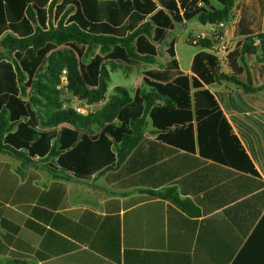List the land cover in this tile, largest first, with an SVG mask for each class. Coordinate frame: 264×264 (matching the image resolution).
<instances>
[{
	"label": "crops",
	"instance_id": "1",
	"mask_svg": "<svg viewBox=\"0 0 264 264\" xmlns=\"http://www.w3.org/2000/svg\"><path fill=\"white\" fill-rule=\"evenodd\" d=\"M247 1L235 2L218 73L253 91L202 84L212 96L207 110L159 132L147 120L124 161L87 180L33 168L56 158L0 156V264H232L237 256L264 264V47L255 43L264 12L256 34L237 35ZM191 64H178L189 78Z\"/></svg>",
	"mask_w": 264,
	"mask_h": 264
},
{
	"label": "trees",
	"instance_id": "2",
	"mask_svg": "<svg viewBox=\"0 0 264 264\" xmlns=\"http://www.w3.org/2000/svg\"><path fill=\"white\" fill-rule=\"evenodd\" d=\"M216 1L218 7L209 0H0V45L13 54V59L0 55V154L25 160L56 158V167H48L53 173L58 170L60 179L67 174L87 180L123 162L143 139L147 120L159 132L207 110L212 96L202 84L227 80L253 91L236 76L219 74L217 59L206 52L193 57L195 76L179 71L168 33L194 18L203 26L229 21L236 1ZM262 12L264 0L245 2L237 35L256 34ZM256 38L258 47H264V36ZM213 44L205 39L196 45L208 50ZM160 45L165 46L163 52ZM60 46L69 47L78 59L98 49L87 63H66L68 89L90 102L102 99L107 90L105 62L127 70L156 65L160 57L163 64L144 72L142 88L133 97L116 87L119 96L113 102L93 115H82L63 108L59 98L58 67L50 55ZM237 57V52L230 57L236 73ZM44 71L55 82L38 81ZM58 185L61 199L65 189ZM242 262L237 256L232 264Z\"/></svg>",
	"mask_w": 264,
	"mask_h": 264
},
{
	"label": "rangeland",
	"instance_id": "3",
	"mask_svg": "<svg viewBox=\"0 0 264 264\" xmlns=\"http://www.w3.org/2000/svg\"><path fill=\"white\" fill-rule=\"evenodd\" d=\"M212 7H218L219 4L216 0H209ZM238 1V0H235ZM232 14V10L230 15ZM208 27L201 25L196 18L185 22L183 24H176L174 28L168 33V41H174V49L177 56V61L181 69L187 70L190 67L191 61L194 55L201 50L199 45L193 44V41L199 42L200 35L202 33H207ZM165 46L160 45V52L164 51ZM98 52V49L94 50L89 56L83 57L81 59L77 58V55L67 46H60L50 55L51 62L58 67V84L56 85L57 90L60 91L59 98L62 102L63 108L70 109H82L84 110L83 115H93L101 110L106 104H110L114 99L119 96L116 91V87L124 88L127 93L133 97L137 90L142 88V77L144 72L148 69L156 68L163 62L162 57L159 58L156 65H142L141 67H135L132 69H125L121 65L115 67H110L108 62L104 63V70L107 74V90L103 94V98L90 102L89 97H80L75 95L71 90L68 89V78H67V68L66 63H72L74 61H81L83 63L89 62L91 56ZM0 55L13 59V54H7L6 51L0 45ZM106 78V77H105ZM38 81L44 83H53L55 78L49 75L47 71L41 73ZM33 98L43 102V99L36 93H33ZM91 129L93 132L97 131V126L92 125ZM97 133V132H96ZM114 150V149H113ZM2 159L9 160L11 157L7 154H0ZM52 160V158L46 159V161ZM50 164V163H48ZM39 174L43 177H50L45 169L49 170L48 165L39 164L34 166Z\"/></svg>",
	"mask_w": 264,
	"mask_h": 264
},
{
	"label": "built area",
	"instance_id": "4",
	"mask_svg": "<svg viewBox=\"0 0 264 264\" xmlns=\"http://www.w3.org/2000/svg\"><path fill=\"white\" fill-rule=\"evenodd\" d=\"M238 11L234 6L232 8V14L230 15V19L227 22H219L217 24H209L206 25L208 27L207 33H202L200 35V40H211L214 44L208 49L213 56L217 59L218 62L225 63L227 61V56L230 51V45L228 41L225 40L227 36V31L230 27L234 26L236 20L238 19ZM198 42L193 41V44H197ZM255 43L259 45V39L255 40ZM76 111L80 114H84V110L76 109Z\"/></svg>",
	"mask_w": 264,
	"mask_h": 264
}]
</instances>
